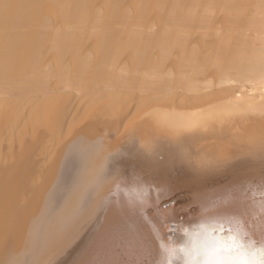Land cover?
<instances>
[{"label": "bare ground", "instance_id": "obj_1", "mask_svg": "<svg viewBox=\"0 0 264 264\" xmlns=\"http://www.w3.org/2000/svg\"><path fill=\"white\" fill-rule=\"evenodd\" d=\"M0 264H264V0H0Z\"/></svg>", "mask_w": 264, "mask_h": 264}]
</instances>
